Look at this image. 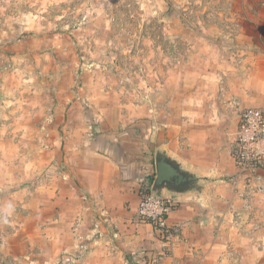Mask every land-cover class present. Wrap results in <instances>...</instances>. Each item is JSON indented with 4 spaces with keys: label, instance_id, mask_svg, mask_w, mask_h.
<instances>
[{
    "label": "rangeland",
    "instance_id": "1",
    "mask_svg": "<svg viewBox=\"0 0 264 264\" xmlns=\"http://www.w3.org/2000/svg\"><path fill=\"white\" fill-rule=\"evenodd\" d=\"M263 100L264 0H0V264H78L94 252L77 247L73 218L60 221L53 197L65 177L75 191L86 151L120 142L146 158L133 223L161 245L162 263L177 233L137 216L157 151L228 178L239 116ZM219 185L238 197L228 205L229 257L252 256L259 241L264 259L261 183L245 175ZM103 227L116 241L118 226Z\"/></svg>",
    "mask_w": 264,
    "mask_h": 264
},
{
    "label": "crops",
    "instance_id": "2",
    "mask_svg": "<svg viewBox=\"0 0 264 264\" xmlns=\"http://www.w3.org/2000/svg\"><path fill=\"white\" fill-rule=\"evenodd\" d=\"M259 106L264 111V100ZM168 150L173 156V152ZM101 151H86L85 165L80 167L76 163L75 178L72 179L75 191L68 190V178L65 177L59 185L60 191L53 194L55 209L60 207V221L67 220L69 216L74 220H67L66 223L73 227L70 232L77 247L83 253L90 246L94 251L90 256L85 255L87 252L80 255L78 264H89L90 260L92 264H158L156 255L161 245L149 242V238L138 234L140 226L133 223L140 192L148 182L149 171L143 150L130 149L120 142L110 146L109 150ZM225 174L230 177L216 178L217 181L208 185L202 196L186 197L178 203V208L169 219L177 234L170 238L172 244L164 246L171 254L160 264H264L259 254V241L253 242L252 256L245 257L243 254L230 258L228 255V216L232 212L228 205L230 200H237L238 197L235 193L220 194L217 190L220 183L234 184L245 175L239 173L235 164L230 165ZM259 176L264 189V171H260ZM70 204H76L71 215L67 212ZM103 219L118 226L116 241L108 238L112 234L110 229L99 225ZM86 239H94L93 243L100 245L93 248L94 244H88ZM240 244L236 241L233 247H245Z\"/></svg>",
    "mask_w": 264,
    "mask_h": 264
},
{
    "label": "built area",
    "instance_id": "3",
    "mask_svg": "<svg viewBox=\"0 0 264 264\" xmlns=\"http://www.w3.org/2000/svg\"><path fill=\"white\" fill-rule=\"evenodd\" d=\"M236 136L231 150L233 162L241 175H250L259 182V172L264 171V111L259 108L244 110L239 116ZM151 189L143 195L137 216L171 237L176 229L169 224V219L178 203L155 197ZM107 223L103 219L99 225L105 226Z\"/></svg>",
    "mask_w": 264,
    "mask_h": 264
},
{
    "label": "water",
    "instance_id": "4",
    "mask_svg": "<svg viewBox=\"0 0 264 264\" xmlns=\"http://www.w3.org/2000/svg\"><path fill=\"white\" fill-rule=\"evenodd\" d=\"M156 179L151 192L157 198L179 203L183 198L202 196L208 185L215 183V176H202L186 168L169 150L156 153Z\"/></svg>",
    "mask_w": 264,
    "mask_h": 264
}]
</instances>
